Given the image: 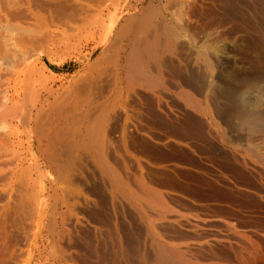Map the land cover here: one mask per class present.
Segmentation results:
<instances>
[{
    "label": "bare ground",
    "instance_id": "obj_1",
    "mask_svg": "<svg viewBox=\"0 0 264 264\" xmlns=\"http://www.w3.org/2000/svg\"><path fill=\"white\" fill-rule=\"evenodd\" d=\"M190 13L216 24L196 38ZM235 35L248 64L214 58ZM43 56L80 68L65 84ZM138 113L197 129L264 183V0H0V264L69 247L99 264H199L198 239L169 229L185 214L131 151Z\"/></svg>",
    "mask_w": 264,
    "mask_h": 264
},
{
    "label": "rangeland",
    "instance_id": "obj_2",
    "mask_svg": "<svg viewBox=\"0 0 264 264\" xmlns=\"http://www.w3.org/2000/svg\"><path fill=\"white\" fill-rule=\"evenodd\" d=\"M192 14L188 15L185 24L186 27L189 26L188 32L196 38H200L205 34L204 31L211 30L213 24H216L214 19V22H207L208 19L202 14L203 17L198 13ZM206 23L212 25L209 27ZM203 24L207 28H204ZM237 36L235 35V40L230 38L224 41L225 43H218L221 51L217 56L214 55V58L223 61L235 58L243 64L250 63L246 59V54L251 60L254 53L251 52L252 56L250 51L241 52L249 40L245 36ZM239 48L242 50L240 51ZM178 52L182 54L181 57L184 56V61L193 59V53L189 48L179 49ZM36 65L40 67L43 65L42 71L45 74L60 76V81L65 84L74 71L80 68L75 66L74 59L62 60L58 56L52 58L43 56ZM174 97V94H171L167 98L169 103L174 104V101H177ZM150 116L147 113L136 115V123H139V127L132 134L131 141L134 140L130 143V147L135 159L138 157L142 163L139 162L144 164L142 169L145 172H143L145 179L152 186L160 188L163 194L165 193L163 197L167 198L166 202L169 205L185 214L187 220L189 218L187 221L183 216L182 226L173 225L169 229H174L176 235L177 230H184L183 233L186 237H191L190 240L198 239L194 241L197 240V243L202 244L198 252L201 251L202 253H199L203 254L202 256L197 252L199 256L197 258H203L198 260L199 264H264V186L261 185L264 183L260 184L258 178H255L256 174L253 176L254 173L250 171L251 174L244 167L243 169L229 162L222 163L217 156L218 146L215 140H206L197 136V129L175 131L176 128L173 129ZM137 160L131 158L128 161L135 168L138 164ZM146 176H149V179ZM123 211L128 214L130 210L124 207ZM186 222H192L194 225L189 226ZM187 225L191 228V232L186 230ZM203 242L208 246L204 247ZM104 243L110 248L112 242L106 239ZM68 252L15 253L6 264H99L95 253L82 251L80 253V250L72 247L68 248Z\"/></svg>",
    "mask_w": 264,
    "mask_h": 264
}]
</instances>
